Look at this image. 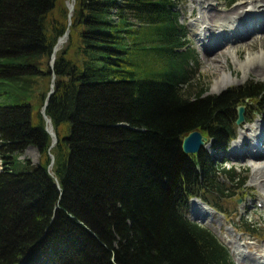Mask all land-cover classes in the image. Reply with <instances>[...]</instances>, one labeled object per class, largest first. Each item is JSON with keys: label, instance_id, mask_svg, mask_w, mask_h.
<instances>
[{"label": "trees", "instance_id": "1", "mask_svg": "<svg viewBox=\"0 0 264 264\" xmlns=\"http://www.w3.org/2000/svg\"><path fill=\"white\" fill-rule=\"evenodd\" d=\"M177 6L75 0L51 68L64 0H0V264H233L187 212L198 198L225 215L220 179L243 181L203 149L184 154L181 142L199 131L224 153L236 136L233 107L263 113L264 83L206 95ZM52 73L50 148L39 109ZM28 147L38 163L16 166Z\"/></svg>", "mask_w": 264, "mask_h": 264}, {"label": "rangeland", "instance_id": "2", "mask_svg": "<svg viewBox=\"0 0 264 264\" xmlns=\"http://www.w3.org/2000/svg\"><path fill=\"white\" fill-rule=\"evenodd\" d=\"M65 1L66 0H64V5ZM252 1L253 0H175L178 5L179 22L183 23L186 27V33L189 39L188 47L194 51L197 57L198 68L194 70V77L204 83V87L207 89L206 95L216 96L228 89L240 87L247 83H264V76L255 75L253 71L250 70L251 66L249 65V61H254V64H264L263 34H259L258 37L255 38L250 37L244 42H241V44L248 43V41L250 43L245 46L242 45L237 47L236 55L231 52V46L227 44L223 45L222 49L212 56L210 53L203 52V44L199 43V36L202 30H200V28L199 30L193 28V25L199 18V10L203 8L206 9L210 5H213L215 9H224L228 11L237 3L248 2V4H251ZM250 8L254 9L253 6H250ZM226 14L231 15L229 11L226 12ZM225 26L226 25H224V27ZM224 27L220 24L219 28L217 27L218 31H224L228 35L230 29ZM66 42L64 44H66ZM192 68H194L193 65ZM253 109L254 107H251L247 102L243 104L245 121L250 122L243 123L241 126H236L235 141L240 139V131L242 128L245 127L243 136L248 139L253 135L255 124L258 121H264V111L263 113L260 112L256 114L253 113ZM236 115L237 106H234L232 109V118ZM247 128L250 129V131H247ZM205 143L206 145H204L203 150L207 152L209 156L214 157L216 165H223V167L227 169H234L236 174L242 179L243 184L239 187H231L230 183L226 182L224 177L220 179L222 180L221 182H223L222 184L228 189V192L218 200L221 211L226 213L225 217L220 215L219 212L212 211V213H214L213 216L205 221H198L193 216L195 208L194 200H191L189 203V213L187 217L191 221L210 229L215 236L230 249V258L233 264H248L237 257L236 254L241 252L246 254V248L250 247L248 252L252 255H258L259 251L264 247V208L259 209L257 207L259 204H264V188L255 183L257 180L256 176L259 177L260 172L261 174L264 173V169H259V171L254 170V161L251 159L241 162L229 157L232 143H228V149L226 148L227 151L221 154L214 152L209 140ZM260 150L264 152V144L260 145ZM14 157H16V166L22 163V161H28L35 165L39 160V155L34 147H28L20 153L18 157L17 155ZM245 223L256 225L255 230H252V228L247 230L244 226Z\"/></svg>", "mask_w": 264, "mask_h": 264}, {"label": "bare ground", "instance_id": "3", "mask_svg": "<svg viewBox=\"0 0 264 264\" xmlns=\"http://www.w3.org/2000/svg\"><path fill=\"white\" fill-rule=\"evenodd\" d=\"M248 2L237 3L234 7H231L228 10L231 15H227L226 12L228 11L224 9H215L213 5L199 10V18L193 28L202 30L199 36V43L203 44L205 53H210L214 56L222 49L223 45L229 44L231 52L236 55L237 47L250 43L248 41V43L241 44V42L250 37H258L259 34L264 35V0H253L251 4H248ZM250 6H253L254 9L250 8ZM220 24L223 27L226 25L225 27L230 29L228 35L224 31H218ZM250 62V70L255 75L264 76V64H254V61ZM247 131H250V129ZM243 132H245V127L240 131V139L232 143L229 157L241 162L251 159L254 161V170L264 169V152L260 150V145L264 144V121H258L255 124L251 138L247 139L244 137ZM256 179L255 183L264 188V173L261 174L260 172V176H256ZM194 204L193 216L198 221H205L213 216L212 210L201 201L194 200ZM249 249L250 247L246 248V254L241 252L237 253L236 256L245 260L248 264H264V247L259 251L258 255L250 254L248 252Z\"/></svg>", "mask_w": 264, "mask_h": 264}, {"label": "water", "instance_id": "4", "mask_svg": "<svg viewBox=\"0 0 264 264\" xmlns=\"http://www.w3.org/2000/svg\"><path fill=\"white\" fill-rule=\"evenodd\" d=\"M74 5H75V0H66L65 1V7L67 9V27L65 29L64 34L59 37L52 49V54L50 56V62L49 65L52 68L53 64H54V60H55V56L56 53L61 49L62 45L67 41L68 39V34H69V27L71 25V18H72V14L74 11ZM53 81H54V74L52 73V79H51V85L49 88V92L47 93L45 102L43 107L40 110V115L42 117V119L44 120L45 123V130L48 133V135L51 138V145L50 148H53L56 143H57V137L56 134L53 131V127L51 124L50 119L46 116L45 114V110L47 107V102L50 98V96L53 94L54 92V85H53ZM243 107H239L238 108V119L236 121V124L239 126L242 124L244 118H243ZM207 141L206 137H204L200 132L198 131H192L190 133H188L181 142V148L184 154L186 155H197L200 150L203 148L204 143ZM49 158L51 160L50 165L48 167V169L50 170L52 168V164H53V155L49 154Z\"/></svg>", "mask_w": 264, "mask_h": 264}]
</instances>
